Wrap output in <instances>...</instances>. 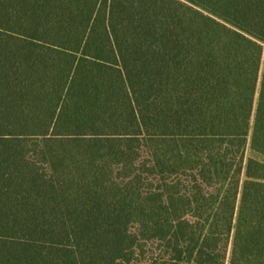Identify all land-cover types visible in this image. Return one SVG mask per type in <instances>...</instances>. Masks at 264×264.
I'll list each match as a JSON object with an SVG mask.
<instances>
[{
  "label": "trees",
  "instance_id": "trees-1",
  "mask_svg": "<svg viewBox=\"0 0 264 264\" xmlns=\"http://www.w3.org/2000/svg\"><path fill=\"white\" fill-rule=\"evenodd\" d=\"M263 53L264 0H0V264H264Z\"/></svg>",
  "mask_w": 264,
  "mask_h": 264
},
{
  "label": "rangeland",
  "instance_id": "rangeland-1",
  "mask_svg": "<svg viewBox=\"0 0 264 264\" xmlns=\"http://www.w3.org/2000/svg\"><path fill=\"white\" fill-rule=\"evenodd\" d=\"M263 69H264V53H263V58H262L261 68H260V81H261V76H262V73H263ZM260 81H259V85H260Z\"/></svg>",
  "mask_w": 264,
  "mask_h": 264
}]
</instances>
